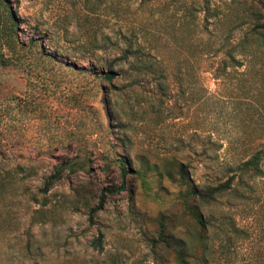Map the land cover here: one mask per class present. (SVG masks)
<instances>
[{
	"label": "rangeland",
	"instance_id": "obj_1",
	"mask_svg": "<svg viewBox=\"0 0 264 264\" xmlns=\"http://www.w3.org/2000/svg\"><path fill=\"white\" fill-rule=\"evenodd\" d=\"M260 2L0 0V264H180L181 236L264 264V173L202 207L203 231L179 172L223 181L264 144Z\"/></svg>",
	"mask_w": 264,
	"mask_h": 264
},
{
	"label": "trees",
	"instance_id": "obj_2",
	"mask_svg": "<svg viewBox=\"0 0 264 264\" xmlns=\"http://www.w3.org/2000/svg\"><path fill=\"white\" fill-rule=\"evenodd\" d=\"M261 6L264 10V0H261ZM252 39H254V43L258 47L264 48V18L261 24L258 25V28L254 29V32L251 34ZM248 40L244 39L235 46H232L231 49L227 50V56L230 59L227 65L234 66V63H237L236 57L237 55L246 56L251 53L250 46L246 44ZM136 52L131 51L130 48H127L124 54L115 61L110 62L108 64V70L104 73V77L107 79H112L115 75L113 67L117 63V61L124 60L130 54H135ZM8 57H5L2 50H0V63L6 61ZM130 65V69L134 71H149V69L154 65L152 62L148 60L141 61H128ZM239 63V62H238ZM264 163V144L257 148L249 157L246 159H242L238 162L236 166V171L233 174L229 175L223 181H214V182H206L200 183L198 182L191 172V164L187 162L184 158H181V162L179 163V172L181 175V181L185 184L189 185L187 190L182 195V199L187 202H192V207L189 208V205L186 204L190 216L194 220L195 224L203 231L207 230L208 221L205 219L202 213V207L209 205L213 202L217 196L222 195L223 193L230 191L233 189L234 183L242 180H246L249 178H255L258 176H262L264 173L263 170ZM125 166H121V171L125 173ZM61 168L57 169L56 172L51 174L45 181L44 190H47L53 181L59 176ZM124 185L120 184L118 189H123ZM95 209L91 210V213L94 212ZM159 240L165 245H169V242L165 239L164 236V222L160 221V231L158 234ZM187 240L181 236V251L177 252V259L180 264H191L192 259L200 260L202 264H208V252L202 248L201 254H198L196 250H194L193 246H189L186 242Z\"/></svg>",
	"mask_w": 264,
	"mask_h": 264
}]
</instances>
